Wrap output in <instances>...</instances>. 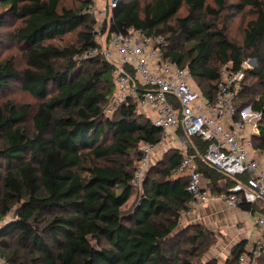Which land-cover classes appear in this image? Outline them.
Here are the masks:
<instances>
[{"label":"trees","instance_id":"obj_1","mask_svg":"<svg viewBox=\"0 0 264 264\" xmlns=\"http://www.w3.org/2000/svg\"><path fill=\"white\" fill-rule=\"evenodd\" d=\"M93 4L0 0V45L8 17L16 16L21 25L12 38L28 63L19 70L12 57L0 61V219L16 216L0 229V252L10 264H201L215 234L196 224L176 234L191 199L187 177L173 176L179 150L169 149L150 167L140 194L124 209L135 190L141 146L157 144L162 132L133 103L107 113L116 90L113 68L84 57L98 46ZM245 7L255 16L239 45L219 19L227 9L241 13ZM112 17L111 32L136 28L162 37L165 59L188 67L211 100L224 65L244 70L240 105L261 112L253 141L264 149V1L119 0ZM79 29V47L50 43ZM249 58L258 61L256 69L243 67ZM15 85L36 104L8 98ZM193 142L205 152L206 143ZM199 168L218 189L246 179L227 178L202 161ZM251 208L240 204L243 211ZM246 241L235 245L225 264H243Z\"/></svg>","mask_w":264,"mask_h":264},{"label":"built area","instance_id":"obj_2","mask_svg":"<svg viewBox=\"0 0 264 264\" xmlns=\"http://www.w3.org/2000/svg\"><path fill=\"white\" fill-rule=\"evenodd\" d=\"M99 1L101 7L94 2L89 9L95 18L93 30L98 46L86 51L84 57H98L113 68L116 90L107 113L112 115L123 103H133L162 132L157 144L141 146L135 188H142L150 167L164 153L179 150L182 161L173 176L187 177L191 195L181 221L185 216H195L211 201H222L233 209H240L241 203L252 205L246 212L258 236L245 242L240 261L255 264L264 254V149L256 147L253 141L260 133L261 112L252 105H240L245 71L234 69L232 64L224 65L216 96L211 100L195 83L188 67L165 59L166 42L162 37L147 35L136 28L111 32L113 10L119 0ZM246 65L243 67L248 68ZM193 138L207 144L204 153ZM199 161L227 178L246 179L237 180L228 191L215 188L200 170ZM14 217L10 212L1 218L0 229ZM0 264H10L1 252Z\"/></svg>","mask_w":264,"mask_h":264},{"label":"rangeland","instance_id":"obj_3","mask_svg":"<svg viewBox=\"0 0 264 264\" xmlns=\"http://www.w3.org/2000/svg\"><path fill=\"white\" fill-rule=\"evenodd\" d=\"M82 0H61V6L71 8V7H77L80 6ZM229 4H242L246 0H227ZM264 1V0H262ZM94 2L97 7H101L102 3H100L99 0H95ZM213 7L214 3L209 2ZM3 10V7L0 5V11ZM187 13L186 9H183L181 12V16H184ZM254 13L253 9L251 7H245L244 10L241 13H237L233 11L232 9L225 10L219 19L220 27L222 25L227 27V33L228 36L231 38L232 41L236 42L237 44L241 45L244 38V31L247 23L254 19ZM207 20H213V17L207 16ZM216 20V19H215ZM21 25V21L16 18V16L10 15L7 19V23L5 24L3 28L4 33V39L2 41L1 52H0V61L8 59L10 57L15 59L16 68L19 70H22L28 66L27 59H26V53L22 46V44L15 42L12 38V34L16 28H18ZM81 29L74 33H68L64 35L61 38H55L50 41V43H53L54 45L63 48V47H69V46H75L79 47L81 45L79 41L78 33ZM256 59L249 58L246 60V67L248 69H256L259 64L257 61V64L255 65L252 61ZM64 61H62L63 63ZM196 83V82H195ZM197 84V83H196ZM8 98L13 99L17 103H32L36 104V101L33 97H31L29 94L22 91L18 86L15 85V87H12V90L7 94ZM165 154V153H164ZM162 155L161 157H163ZM141 188L137 187L135 188L132 198L129 201V203L124 207V209H127L130 205L133 204V202L136 200L137 196L140 194ZM15 208H13V211ZM14 215V213H13ZM193 220V221H192ZM196 224L204 227L205 229L213 232L215 235L214 243L210 244L209 248L200 255L199 259L201 264H208L209 262L216 261L218 264H225L226 260L228 258H231V253L235 245L229 244L226 239L225 235L220 230H212L210 229L204 222L199 221L198 219H193V216L189 217L188 219H182V221L179 224L177 233L183 232V230H186L189 228V226ZM191 231L188 230L187 233H190ZM213 241V239H211ZM248 241V240H247ZM202 253V252H201ZM258 262V260H257ZM255 264H264V259L260 260L258 263Z\"/></svg>","mask_w":264,"mask_h":264},{"label":"crops","instance_id":"obj_4","mask_svg":"<svg viewBox=\"0 0 264 264\" xmlns=\"http://www.w3.org/2000/svg\"><path fill=\"white\" fill-rule=\"evenodd\" d=\"M188 218V216L184 217V219ZM193 219L204 222L212 230H220L225 235L226 241L233 246L258 236L248 212L229 208L219 200L206 204L193 216Z\"/></svg>","mask_w":264,"mask_h":264},{"label":"water","instance_id":"obj_5","mask_svg":"<svg viewBox=\"0 0 264 264\" xmlns=\"http://www.w3.org/2000/svg\"><path fill=\"white\" fill-rule=\"evenodd\" d=\"M252 62H253L255 65L257 64V61H256V60H253Z\"/></svg>","mask_w":264,"mask_h":264}]
</instances>
